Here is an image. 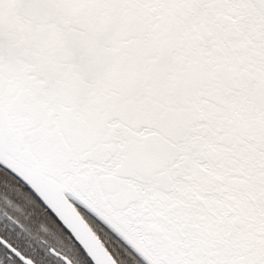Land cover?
Masks as SVG:
<instances>
[{
  "label": "snow or ice",
  "instance_id": "6c2138e0",
  "mask_svg": "<svg viewBox=\"0 0 264 264\" xmlns=\"http://www.w3.org/2000/svg\"><path fill=\"white\" fill-rule=\"evenodd\" d=\"M0 264H264V0H0Z\"/></svg>",
  "mask_w": 264,
  "mask_h": 264
},
{
  "label": "trees",
  "instance_id": "16d2710c",
  "mask_svg": "<svg viewBox=\"0 0 264 264\" xmlns=\"http://www.w3.org/2000/svg\"><path fill=\"white\" fill-rule=\"evenodd\" d=\"M33 223H36L34 221ZM29 234L33 237L36 243L41 245H52V241L59 240V236L56 233L54 223H49L46 219H39V227L29 228Z\"/></svg>",
  "mask_w": 264,
  "mask_h": 264
}]
</instances>
